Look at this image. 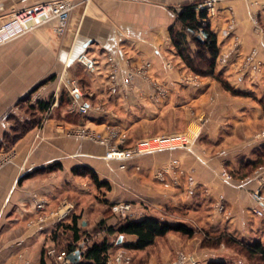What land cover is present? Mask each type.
Masks as SVG:
<instances>
[{"label": "crops", "instance_id": "obj_1", "mask_svg": "<svg viewBox=\"0 0 264 264\" xmlns=\"http://www.w3.org/2000/svg\"><path fill=\"white\" fill-rule=\"evenodd\" d=\"M47 1L52 0L13 3L26 8ZM205 1L79 0L64 36L52 21L4 44L25 65L12 71L18 84L43 83L53 100L39 130L12 147H0V158L12 156L0 170V264H49L55 260L49 249L64 252L60 247L67 239L53 238L58 222L48 211L39 213L40 200L47 202L46 210L73 201V214L81 215L86 230L113 204L131 201L136 218L180 217L190 209L202 228L264 243V207L262 215L252 212L257 177L247 176V159L264 148V138L255 137L264 129V0H212L217 8L209 18L219 47L216 72L245 95L194 72L172 40L171 29H180L182 6ZM1 11L2 6L0 23ZM197 12L201 22L206 13ZM187 41L195 59L198 45L188 32ZM76 49L97 60L94 72L77 59L69 62ZM74 87L78 93L72 92ZM63 93L70 97L66 104L60 102ZM193 125H199L200 135L190 147H168L126 160L108 158L107 145L67 132L75 127L99 132L123 149ZM54 163L61 166L49 169ZM169 163L176 165L156 176ZM78 165L94 168L111 189L97 188L90 175L75 174ZM230 171L235 177L227 179ZM189 179L195 182L192 193ZM111 214L108 221L115 223L118 216ZM128 237L126 242L135 239ZM117 246L108 251L107 263L120 250L137 255L150 250ZM156 261L155 256L149 259Z\"/></svg>", "mask_w": 264, "mask_h": 264}, {"label": "rangeland", "instance_id": "obj_2", "mask_svg": "<svg viewBox=\"0 0 264 264\" xmlns=\"http://www.w3.org/2000/svg\"><path fill=\"white\" fill-rule=\"evenodd\" d=\"M73 1H76L78 5L79 0L78 1L73 0ZM1 2H4L5 5L0 4V7L2 6L1 13L4 16L0 24H2L7 19H9L13 13L22 9V8H18L19 6L14 5L13 3L14 0H0V3ZM77 5L75 6V8L77 7ZM75 8L72 10L71 16ZM70 20H69L67 29L69 28ZM67 29L64 31V33L57 32V34L59 36H64L65 33H67ZM6 46L5 45L0 46V147L9 148V147H12L15 142H17L21 137H23L30 131L39 130V128L43 126V124L45 123L46 112H44L42 116V114H40L39 112H36V110L34 109V107H32V105H36V103L42 99H45V100L50 99V101L52 102L53 94H51L50 92H47L44 84H38L35 86H30V85L26 86V85L18 84L19 80L13 76L14 73L12 71L14 69H18L20 65L22 64L18 63L17 58L14 57L13 55L14 52H12V50L5 49ZM78 63L80 62L78 61ZM24 66L25 65H22L21 67H24ZM37 66L39 65H27L28 68L30 67L35 68ZM198 67H201L204 69L206 68L204 65L203 66L198 65ZM8 70L11 72H9ZM29 71H31V69H29ZM17 72L19 71L17 70ZM10 74L12 75L11 78H7L8 76H10ZM82 130L89 133V135L87 136L81 135L80 132ZM67 132H69L71 135H74V136L85 137L87 139H91L103 145H107L108 150L106 152V156L109 152L113 151L114 149H121L115 146V144L111 141L110 136H105L99 132L87 131L86 129L80 128V127H75V129L73 128ZM188 133L191 135L193 134L194 138L191 139L187 144L179 145L175 147L185 148V147H190L191 145H193L194 141L200 135L199 125H193L191 126V128L189 127L187 131L179 133V134H188ZM255 137L264 138V129L259 131L255 135ZM147 138H152V137H147ZM138 142H136L131 147L123 148V149L124 150L132 149L136 146ZM157 150H161V149H157ZM157 150H151V151L141 153V154H146V153L157 151ZM225 153L226 151L221 152V154H225ZM141 154H138V155H141ZM11 157L12 156L9 155V156H3L0 158V170L5 165V163H7L11 159ZM108 158H111V157H108ZM257 159H260V160L262 159L261 161L264 160V148L263 147L255 151L253 156L252 157L250 156V158L247 159V174L249 173H250L249 175L255 174L257 177L258 185L253 190V197L255 193L258 191L260 195H262V197L264 198V175L262 174V172H264V163H262L261 165V161L258 162L257 164L259 165L258 166L255 165V169L253 170H252V166L249 165L250 164L249 162L255 161ZM173 165H176V164L169 163L167 165L162 166L161 168L158 169L159 171L158 174L156 172V176L158 175V177H162L165 173L170 172ZM122 167H124V165H122ZM227 174L231 176L230 179H232L233 176L235 177L232 171H230L229 173H225L226 178H227ZM187 184H188V187H187L188 193H192L194 186H195V182L189 179ZM103 188L106 189L105 187ZM102 194L103 193H100L101 196ZM66 202H73V201L64 200L62 203H66ZM126 202H131V201H126ZM256 206L257 204L255 201L254 206L252 208V212L255 214L262 215L264 206L261 208L262 210L261 213L255 211ZM58 207L52 208L51 210H56L58 209ZM112 207L110 208L111 212L115 215V212L112 210ZM51 210H43V211L38 210V211L39 213H43V214L47 213L48 211L49 212L48 215H49L51 213ZM185 211L186 212H182L179 214L180 217H177V216L170 217L169 216V217H163V219H167L170 221H184L188 223L189 225H192L197 230V233L195 234L194 237L190 238L185 235L172 232L176 236H172L170 238H168L167 235L164 237H160L153 245L150 246V250H145L142 254L137 255L135 253L133 254L132 252H130L131 254L130 253L128 254L124 252L123 250H120L119 252L125 255L126 260L129 257L131 260V264H169L170 262L177 260L180 253H184L192 257L194 260L197 261L196 264H208V262L213 259L215 260L223 259V260L229 261L231 264H264V260L260 259L257 256H250L242 247L237 246L228 241H221L220 243L210 242L211 244L207 245V242H204L205 234H210V236L216 237L217 235H220L221 233L228 232V231H224V230L215 231V230L202 228L200 227L199 224L196 223V214L191 212L190 209L185 210ZM133 214L135 215V212ZM178 218L185 219V220H177ZM118 220H119V216H118ZM116 237L117 235L111 236L110 237L111 241H117ZM123 237L125 241H127V239L129 238L128 236H123ZM100 238H102V235L97 236V239H100ZM209 241H212V240H209ZM168 253L171 255L170 256L171 258L166 259L165 256ZM152 256H155L156 259H158V261H156L155 263H150L149 259ZM186 264H190V263L188 262Z\"/></svg>", "mask_w": 264, "mask_h": 264}, {"label": "trees", "instance_id": "obj_3", "mask_svg": "<svg viewBox=\"0 0 264 264\" xmlns=\"http://www.w3.org/2000/svg\"><path fill=\"white\" fill-rule=\"evenodd\" d=\"M198 3H187L182 6L181 11L178 13L177 23L180 29H171L172 40L178 49V52L183 56L188 66L197 74L212 76L219 80L221 84L230 90L235 95H245L246 93L236 89L221 74L216 72V61L219 55V47L216 35L211 31L209 24L207 30L209 31V38L203 42L197 39V35H192L193 40L197 43L198 49L196 50L195 59L190 55V44L187 41V27L191 26L197 28L201 22L197 17ZM201 16L205 15V11H200ZM198 65L205 66L206 68L198 67ZM47 81V80H46ZM45 81V82H46ZM43 84V83H41ZM70 100L67 93H63L60 97L61 104H66ZM51 105V101L42 99L32 105L36 112L40 114L46 112ZM262 160V159H261ZM257 159L249 162L252 170L255 165L258 166ZM264 160L261 161V165ZM60 163H54L49 166V169L60 167ZM75 174L90 175L97 188L105 187L107 190L111 189V184L107 180H101L97 171L88 165H78L73 168ZM250 174V173H249ZM247 174V175H249ZM111 209H107L104 217L93 227L91 230H86L81 225V215L73 214L70 222H58L57 228L53 233V238H66L67 242L64 247H60L68 255L75 254L80 251V258L71 264H106L108 261V251L121 245L128 249L142 250L153 245L160 237H164L169 233H179L187 237H194L197 230L192 225L184 221H170L154 215H145L141 218L128 216L119 218L115 223H109L111 216ZM98 235H103V238L97 239ZM117 235V241H111L110 237ZM134 236L135 239L126 242L125 240L118 244L119 237ZM212 240V241H209ZM221 241H228L237 246L242 247L250 256H257L264 260V243L261 240H254L247 242L238 239L228 232H223L216 237L205 234L204 242L207 245L211 243H220ZM211 242V243H210ZM214 245V244H212ZM208 264H231L229 261L223 259H213Z\"/></svg>", "mask_w": 264, "mask_h": 264}, {"label": "built area", "instance_id": "obj_4", "mask_svg": "<svg viewBox=\"0 0 264 264\" xmlns=\"http://www.w3.org/2000/svg\"><path fill=\"white\" fill-rule=\"evenodd\" d=\"M77 5L76 1L73 0H53L43 3H38L26 8H22L13 13L9 19L0 24V46L29 33L43 25H46L52 21H56L55 30L58 33H64L68 27L69 20L71 18L72 10ZM198 11H205L206 15L201 19V24L197 28L187 27L186 31L189 34L199 35L204 40L209 38V31L207 25L209 24L210 16L216 14L217 8L212 0L198 3L196 6ZM77 60L82 63L86 69L94 72L97 69V60L89 55L87 52H82ZM73 93H78V87H74ZM54 104V102L52 103ZM78 107L81 112H88V107L85 105H74ZM81 135L87 136L89 133L82 130ZM194 138L192 134H171V135H160L152 138H146L139 141L136 146L132 149H114L107 154L108 157L126 160L135 155L145 153L151 150L163 149L168 147H175L179 145L187 144L191 139ZM227 178L231 176L227 174ZM257 206L255 211L261 213V208L264 206V198L257 191L254 195ZM47 202L40 200L37 202V210H46ZM134 203L132 202H120L113 205L112 210L119 218L128 216H134ZM75 210L74 202L62 203L58 209L51 210L49 216L56 219L57 222L67 220ZM48 255L55 258L54 262L49 264H71L72 261L69 255L65 252L56 253L55 249H49ZM196 264L197 261L187 254L180 253L177 260L170 262L169 264ZM29 264V263H28ZM107 264H131V260L128 257L126 260L125 255L117 253L113 259Z\"/></svg>", "mask_w": 264, "mask_h": 264}, {"label": "water", "instance_id": "obj_5", "mask_svg": "<svg viewBox=\"0 0 264 264\" xmlns=\"http://www.w3.org/2000/svg\"><path fill=\"white\" fill-rule=\"evenodd\" d=\"M197 38H198L200 41H202V42L204 41V39L201 38L199 35L197 36ZM81 53H82V51L76 49V50L73 52V54L71 55V58H70L69 62H70V63L74 62V61L78 58V56H79ZM123 240H124V237H123V235H121V236L119 237V239H118V243H122ZM80 253H81L80 251H77L75 254H71V255H69L70 260H71L72 262L77 261V260L80 258Z\"/></svg>", "mask_w": 264, "mask_h": 264}]
</instances>
